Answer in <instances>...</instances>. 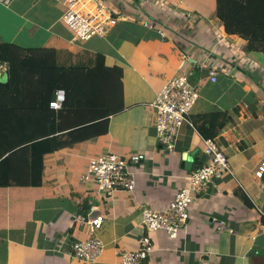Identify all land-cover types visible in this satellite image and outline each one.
Masks as SVG:
<instances>
[{
  "label": "crops",
  "instance_id": "obj_1",
  "mask_svg": "<svg viewBox=\"0 0 264 264\" xmlns=\"http://www.w3.org/2000/svg\"><path fill=\"white\" fill-rule=\"evenodd\" d=\"M105 1L125 19L104 38L76 42L60 0L0 3L1 41L72 51L85 63L100 54L107 68L121 67L123 79L121 110L57 133V150L44 157L41 192L29 188L31 145L7 153V186L0 172V264H122L142 237L152 243L142 264H264V174H255L264 161V44L248 47L228 34L216 0ZM0 71L6 72L5 64ZM181 73L199 93L189 115L196 127L183 125L171 150L159 140L151 104ZM216 112L224 113L226 125L209 138L229 157L232 173L196 195L176 237L145 227L144 207L164 208L188 184L191 170L181 167L182 154L195 153L193 168L206 162L198 126H207L206 133L218 128L223 118ZM109 151L126 159L145 155L130 162L133 192L118 189L107 197L96 182L82 179L90 160ZM88 197L97 209L83 203ZM99 214L103 225L93 230L89 219ZM93 234L103 243L100 256L91 262L74 257L72 244Z\"/></svg>",
  "mask_w": 264,
  "mask_h": 264
},
{
  "label": "trees",
  "instance_id": "obj_2",
  "mask_svg": "<svg viewBox=\"0 0 264 264\" xmlns=\"http://www.w3.org/2000/svg\"><path fill=\"white\" fill-rule=\"evenodd\" d=\"M217 16L228 34H237L252 43L264 44V0H216ZM86 61L74 59L68 51L62 55L56 47L26 48L0 40V64L6 65L8 81L0 82V172L6 178L7 153L25 144L31 145V178L29 187L41 192L44 182V157L57 150V133L87 121L106 117L123 108V79L119 66L107 68L104 57L92 55ZM64 89L62 108L50 106L55 91ZM223 118L205 138L215 137L225 127ZM37 128L30 129L33 122ZM45 122L48 125L45 127ZM213 126V123H211Z\"/></svg>",
  "mask_w": 264,
  "mask_h": 264
},
{
  "label": "built area",
  "instance_id": "obj_3",
  "mask_svg": "<svg viewBox=\"0 0 264 264\" xmlns=\"http://www.w3.org/2000/svg\"><path fill=\"white\" fill-rule=\"evenodd\" d=\"M13 0H0L2 4H9ZM64 5L63 21L73 36V40L85 41L92 37H106L110 30L125 17L115 11L105 0H60ZM182 2L183 0H177ZM151 26L150 20L144 21ZM163 33V30H160ZM212 80L216 81V72H212ZM199 93L188 80L185 73L178 74L169 80L158 93L151 104L154 108L153 124L158 137L167 148H174V141L183 125L195 128L189 117L196 105ZM66 99V91L58 89L50 106L60 109ZM204 152L206 162L193 168L188 175V184L178 191L170 202L162 209L144 207L142 223L152 230L166 232L169 237H176L180 230L187 226L191 216V204L196 195L215 179L232 173L229 157L220 148L214 138H205ZM145 158L143 153L135 154L130 159L115 153L107 152L90 160L83 180L96 182L104 196L113 197L118 189L133 192L136 188V171L130 167V162H139ZM258 177L264 174V161L255 173ZM80 219H85L80 216ZM103 216L97 215L89 219L93 230H99L103 225ZM103 250V243L96 235L80 239L72 244L71 254L81 260L95 261ZM152 251V243L148 237L141 238L138 250L126 252L122 255V264H142Z\"/></svg>",
  "mask_w": 264,
  "mask_h": 264
},
{
  "label": "water",
  "instance_id": "obj_4",
  "mask_svg": "<svg viewBox=\"0 0 264 264\" xmlns=\"http://www.w3.org/2000/svg\"><path fill=\"white\" fill-rule=\"evenodd\" d=\"M7 81H8V73L5 71H0V82L6 83ZM194 157H195L194 152H184L182 154L181 167L184 169H187V170H192ZM86 202H89L91 204V206H94L93 210L97 209V207H99V204L91 197L85 198L83 203L85 204ZM98 210H99V208H98ZM88 211L90 212L91 210H88Z\"/></svg>",
  "mask_w": 264,
  "mask_h": 264
}]
</instances>
